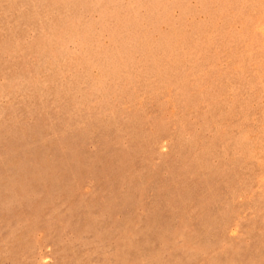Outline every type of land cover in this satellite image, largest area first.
<instances>
[{
  "label": "rangeland",
  "instance_id": "rangeland-1",
  "mask_svg": "<svg viewBox=\"0 0 264 264\" xmlns=\"http://www.w3.org/2000/svg\"><path fill=\"white\" fill-rule=\"evenodd\" d=\"M0 264H264V0H0Z\"/></svg>",
  "mask_w": 264,
  "mask_h": 264
}]
</instances>
